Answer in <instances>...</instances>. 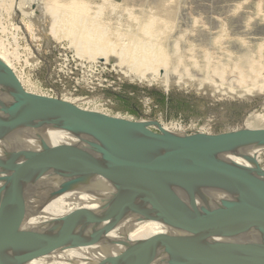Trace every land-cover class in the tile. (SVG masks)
<instances>
[{
  "label": "water",
  "instance_id": "1",
  "mask_svg": "<svg viewBox=\"0 0 264 264\" xmlns=\"http://www.w3.org/2000/svg\"><path fill=\"white\" fill-rule=\"evenodd\" d=\"M0 136L12 120L28 115L43 123L83 134L88 146L52 145L5 149L0 154V264L40 252L80 233L94 245V233L120 224L129 210L150 213L183 235L186 250L153 240L122 246L96 264H264V169L252 157V170L243 171L200 161L189 152L209 155L234 145L264 149V128H243L217 134H176L151 130L143 122L97 114L61 100L31 93L0 60ZM158 124V123H157ZM159 125V124H158ZM256 154V153H255ZM156 171L167 186L158 192L145 173ZM50 172L60 180L48 198L74 190V175L102 178L109 194L98 192V216L86 215L64 222L26 242L11 235L26 217L29 191L15 192L30 176ZM226 188L239 196L217 203L202 189ZM249 205L230 209L227 204ZM12 204L20 211L12 213Z\"/></svg>",
  "mask_w": 264,
  "mask_h": 264
},
{
  "label": "rangeland",
  "instance_id": "2",
  "mask_svg": "<svg viewBox=\"0 0 264 264\" xmlns=\"http://www.w3.org/2000/svg\"><path fill=\"white\" fill-rule=\"evenodd\" d=\"M111 1L122 8L130 7L139 19L143 14H154L165 21L163 27L167 29L160 36L165 47L160 50L157 45H149L148 51L150 59L158 56L157 61L161 64L148 62L144 67L157 69L160 66V70L154 72L156 75L168 72L172 81L169 86L149 75L141 78L114 60L80 56L69 37L53 35L49 29L51 15L43 10L45 13L39 19L38 0H19L18 12L13 15L1 2L0 38L11 70L24 89L59 97L97 114L143 121L154 131H159L162 125H167L176 134H217L243 128H264V122L253 127L248 125L247 119L251 111H258L264 117L262 99L214 91L210 82L219 84L222 81L218 75L205 72L207 60L203 58L208 53L210 60L226 65L224 85L233 89L244 87V81L239 80L232 63L241 64L242 60L244 63L245 52L251 51L257 56L258 47L264 48V0ZM116 14L117 18L116 15L104 16L111 23V31L117 25L121 32L131 30L134 22L128 19L127 13L121 9ZM169 56L171 60L180 57L181 64L176 62L174 68L170 62L162 69V63ZM261 62L264 64V59ZM229 79L231 83L227 81ZM206 80L208 85L202 86ZM257 156L258 166L264 169V149H260L255 158Z\"/></svg>",
  "mask_w": 264,
  "mask_h": 264
},
{
  "label": "bare ground",
  "instance_id": "3",
  "mask_svg": "<svg viewBox=\"0 0 264 264\" xmlns=\"http://www.w3.org/2000/svg\"><path fill=\"white\" fill-rule=\"evenodd\" d=\"M1 2L2 4L4 3L6 9L12 15L17 14L20 4L19 0H1L0 4ZM38 6L41 9L39 19L45 12L51 15L53 18L49 23V29L53 32V35H65L69 37L71 43H73L74 50L80 56L86 59L114 60L120 67L129 69L135 75H139L141 78H145L147 75L152 76L157 81L160 80L164 86H169L172 82L168 72H158V76L154 73L156 70H160V66H157V69L144 67V64L148 62L156 65L161 64L157 61L159 59L158 56H152L150 53L153 58L150 59L148 55L149 45H152V47L153 45H157V48L160 50L161 48L163 50L165 47L162 45L163 42L161 43L160 36L167 28L163 27L165 21L157 15L143 14L142 19H139L131 11L130 7L122 8V5L113 3L111 0H38ZM121 9L127 13L128 19L133 20L134 25L131 26V30L121 32L120 27L116 24L117 27H114L111 31V23H109L110 21L107 22L104 16L116 15L117 18L116 12L121 11ZM43 10L45 11L44 13H42ZM2 41L1 37L0 60L10 67V63L5 56L6 50ZM257 51V56H254L256 54L251 53V51L245 52L243 55L244 63H242L243 60L241 64H238V62L232 63L236 65L233 67L237 70L239 80L241 82L244 81V87L241 89H233L234 87L231 88L223 84V81H225L226 65L223 66L222 62H213L212 60L214 59L210 60L208 53L205 55L206 57L203 56L207 60L204 66L205 72L218 75L223 82L220 81L221 83L219 84L213 81L210 82L213 83L212 87H214V91L238 94L247 98H261L262 102H264V64H261L262 59H264V48L260 46ZM191 56L193 57V55ZM239 57L238 59H240ZM128 59L131 60L127 61ZM180 60V57L171 60L169 56L168 60L162 63V69H165L170 62L176 68V62L179 63ZM192 60L195 61L194 59ZM227 61L226 63H228ZM195 62L193 63L195 64ZM242 65H244V69L241 68ZM258 67L262 68L258 69ZM186 73L189 75L188 72ZM227 81L230 82V79ZM204 84L208 85V80L201 83L202 86ZM241 86L243 85L241 84ZM6 93L3 96L0 92V98L9 97L10 92ZM247 119L250 126L264 122L263 115L258 111L249 112ZM160 129L165 133H173L167 125H162ZM83 137V134H78L72 130L43 123L28 115H20L12 120L8 130L0 136V154L5 149H17L22 146L33 148L52 145L88 146ZM259 151V145L254 144L253 148L247 145H234L213 151L209 155L197 152H189L188 154L203 162L223 165L237 170L251 171L252 157L253 155L255 157V153ZM255 159L258 164V156ZM145 177L147 182L158 192L168 190L165 182L156 171L146 172ZM73 178L74 190L50 198H48L50 192L60 182L50 172L39 177L30 176L25 178L20 182V186L16 192L14 188H10L7 196L10 203L14 198H17L15 195L19 191H29L26 217L12 233V242L30 241L37 235L48 232L61 223L74 221L86 215L98 216L96 211L100 209L101 203L97 193L100 192L103 195L109 194V187L106 185L105 180L77 174ZM201 191L202 194L207 195L210 199H214L217 203L221 199H230L240 195L238 191L217 187H206ZM227 206L230 209H247L249 207L247 204L231 202ZM11 210L12 213H16L20 211V207L17 204H12ZM94 239L96 242L94 245H87L82 235L78 233L77 236L71 239L64 240L40 252L17 260L15 264H96L97 261L116 253L122 246L139 240L157 241L176 250H186L188 248L187 244H181L183 240L181 233L158 221L150 213H139L132 210H129L125 219L113 229L94 233Z\"/></svg>",
  "mask_w": 264,
  "mask_h": 264
}]
</instances>
